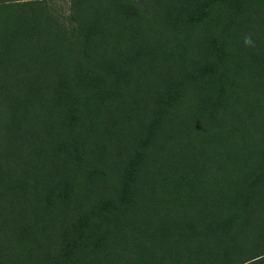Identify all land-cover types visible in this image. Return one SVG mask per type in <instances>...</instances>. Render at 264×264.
<instances>
[{"label": "trees", "instance_id": "obj_1", "mask_svg": "<svg viewBox=\"0 0 264 264\" xmlns=\"http://www.w3.org/2000/svg\"><path fill=\"white\" fill-rule=\"evenodd\" d=\"M0 264H264V0H0Z\"/></svg>", "mask_w": 264, "mask_h": 264}, {"label": "rangeland", "instance_id": "obj_2", "mask_svg": "<svg viewBox=\"0 0 264 264\" xmlns=\"http://www.w3.org/2000/svg\"><path fill=\"white\" fill-rule=\"evenodd\" d=\"M57 3V6H65V0H54Z\"/></svg>", "mask_w": 264, "mask_h": 264}, {"label": "clouds", "instance_id": "obj_3", "mask_svg": "<svg viewBox=\"0 0 264 264\" xmlns=\"http://www.w3.org/2000/svg\"><path fill=\"white\" fill-rule=\"evenodd\" d=\"M250 42H251V41H250V38H246L245 43L248 44V43H250Z\"/></svg>", "mask_w": 264, "mask_h": 264}]
</instances>
